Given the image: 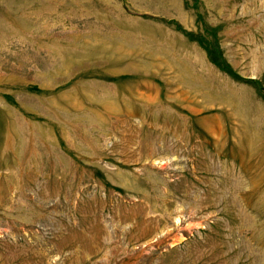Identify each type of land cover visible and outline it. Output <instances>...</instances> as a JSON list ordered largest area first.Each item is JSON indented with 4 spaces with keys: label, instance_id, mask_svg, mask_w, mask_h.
Listing matches in <instances>:
<instances>
[{
    "label": "rangeland",
    "instance_id": "1",
    "mask_svg": "<svg viewBox=\"0 0 264 264\" xmlns=\"http://www.w3.org/2000/svg\"><path fill=\"white\" fill-rule=\"evenodd\" d=\"M0 264H264V0H0Z\"/></svg>",
    "mask_w": 264,
    "mask_h": 264
}]
</instances>
